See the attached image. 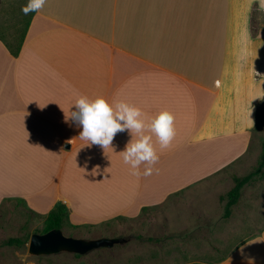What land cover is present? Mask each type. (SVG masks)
Segmentation results:
<instances>
[{
  "label": "crops",
  "instance_id": "1",
  "mask_svg": "<svg viewBox=\"0 0 264 264\" xmlns=\"http://www.w3.org/2000/svg\"><path fill=\"white\" fill-rule=\"evenodd\" d=\"M26 19L17 55L0 40V206L46 219L64 203L72 225L103 222L162 205L248 153L264 103L256 0H47ZM81 96L127 102L146 122L173 114L171 145L152 135L151 176L124 163L129 132L106 151L78 138L65 118ZM213 264H264V228Z\"/></svg>",
  "mask_w": 264,
  "mask_h": 264
},
{
  "label": "rangeland",
  "instance_id": "2",
  "mask_svg": "<svg viewBox=\"0 0 264 264\" xmlns=\"http://www.w3.org/2000/svg\"><path fill=\"white\" fill-rule=\"evenodd\" d=\"M28 0H0V40L14 42L26 26L21 9ZM8 47V46H7ZM10 50V48H9ZM264 143V103L259 124L251 137L248 153L239 161L162 205L134 215H122L103 222L62 228L66 236L85 242L101 241V247L76 256L63 246L57 252L34 253L32 234L42 233L44 217L28 211L16 201L0 206V264H213L225 258L239 243L264 228V169L244 186L232 214L225 217L227 194L236 176L256 171ZM27 238L21 247L7 245L10 237Z\"/></svg>",
  "mask_w": 264,
  "mask_h": 264
},
{
  "label": "clouds",
  "instance_id": "3",
  "mask_svg": "<svg viewBox=\"0 0 264 264\" xmlns=\"http://www.w3.org/2000/svg\"><path fill=\"white\" fill-rule=\"evenodd\" d=\"M46 2L47 0H28L21 11L25 16L39 13ZM256 2L258 10L264 12V0ZM73 106L75 110L71 111L70 116L66 115L65 122L71 121L82 129L78 138L87 141L89 145H98L106 151L112 147L117 133L129 132L132 139L122 153L123 161L130 165L133 175L151 176L156 170L154 166L159 156L152 143V135L156 137L161 149H167L175 137V118L167 111L160 112L146 122L139 108L124 101L109 102L103 97L92 99L81 96ZM145 132L150 135H145ZM134 136L138 139H134ZM141 165L145 166L142 173L139 170ZM94 172L97 173L96 170ZM20 259L23 264L24 257Z\"/></svg>",
  "mask_w": 264,
  "mask_h": 264
},
{
  "label": "trees",
  "instance_id": "4",
  "mask_svg": "<svg viewBox=\"0 0 264 264\" xmlns=\"http://www.w3.org/2000/svg\"><path fill=\"white\" fill-rule=\"evenodd\" d=\"M29 24H30V19L26 21V26L22 34L20 36H16L14 42H7V46L8 48H10L12 54L17 55L20 52L26 37V32L29 27ZM263 169H264V143H263V152L261 155L260 165L257 168V170L245 176L235 177V186L227 194L228 201L225 208V217L231 216L232 207L239 202L242 196V190L244 186L250 183L253 180V178ZM148 209L149 207H145L143 211H146ZM119 216L122 215H118L117 217ZM66 222H69V209L66 204L59 203L46 217L44 221V228L42 230V233H46L52 229H62L65 226ZM27 242H28L27 238L25 239L19 236L10 237L9 239L6 240L7 245H13L17 247L24 246ZM89 253L86 254L77 253L76 256L79 257V256L87 255Z\"/></svg>",
  "mask_w": 264,
  "mask_h": 264
},
{
  "label": "water",
  "instance_id": "5",
  "mask_svg": "<svg viewBox=\"0 0 264 264\" xmlns=\"http://www.w3.org/2000/svg\"><path fill=\"white\" fill-rule=\"evenodd\" d=\"M101 241L85 242L82 239L66 236L62 229H52L46 233H34L31 236L29 247L34 253L57 252L66 246L75 249L78 253L86 254L99 247Z\"/></svg>",
  "mask_w": 264,
  "mask_h": 264
}]
</instances>
